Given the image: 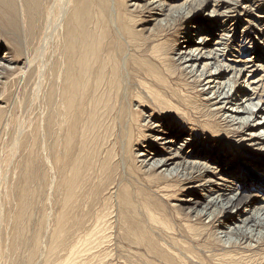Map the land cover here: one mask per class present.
Wrapping results in <instances>:
<instances>
[{"label": "bare ground", "instance_id": "1", "mask_svg": "<svg viewBox=\"0 0 264 264\" xmlns=\"http://www.w3.org/2000/svg\"><path fill=\"white\" fill-rule=\"evenodd\" d=\"M200 1L0 0V127L27 156L0 264H101L116 240L151 264H264V1ZM17 86L35 120L8 113Z\"/></svg>", "mask_w": 264, "mask_h": 264}, {"label": "rangeland", "instance_id": "2", "mask_svg": "<svg viewBox=\"0 0 264 264\" xmlns=\"http://www.w3.org/2000/svg\"><path fill=\"white\" fill-rule=\"evenodd\" d=\"M202 1V0H201ZM201 1L200 2H198V4L200 3L201 4ZM264 0H262V2H263ZM127 2H128V0H127ZM264 3V2H263ZM213 4H214V2H212V3H210V4H208V7L206 8V10L204 11V13L202 14L203 15V17L205 16V15H207L209 12H211L212 11V9H213ZM242 4H243V1H242ZM197 5V4H196ZM264 5V4H263ZM264 9V8H263ZM207 13V14H206ZM140 17H142V15H145V12H144V14H143V11L141 12L140 10H139V13H137ZM146 16H147V14H146ZM146 16H143V17H146ZM201 16V15H200ZM246 18V17H245ZM244 18V19H245ZM248 18V17H247ZM234 21H232V22H230V24H232ZM243 26H245V25H243ZM154 27V24H151L148 28H149V32L151 31V29ZM156 29V28H155ZM159 30V29H158ZM157 30V31H158ZM240 31H242L243 30V28H240L239 29ZM153 33V32H152ZM162 35V34H161ZM241 35V34H240ZM255 35V34H254ZM172 35L170 34L169 35V37L170 38H173V36L171 37ZM161 38V37H160ZM159 38V39H160ZM175 38V37H174ZM165 39V38H164ZM161 40V39H160ZM183 39H180V41H182ZM213 43V42H212ZM152 44H150L149 45V47H147L146 49L148 50H145L144 49V51L146 52H144L143 50L140 52V55H141V57L143 58V59H146V60H148V62H151L152 64H156V63H158V64H156L157 66H159V68H161V69H157V71H161L162 73L164 72V74H166L167 72H166V67L165 66H163V64L160 62V61H158V59H156L155 60V58H153L152 57V55H153V53L151 52L152 50H149V49H151V46ZM261 46V44H259V40L257 41L256 40V47H260ZM144 52V53H143ZM151 53V55H149ZM147 54V55H146ZM147 56H148V58H147ZM150 56V57H149ZM144 57H146V58H144ZM151 58V59H150ZM158 61V62H157ZM163 69V70H162ZM178 75V76H177ZM264 76V74L261 72L260 74H259V76L258 77H261V76ZM172 75H170L169 73H167L166 74V77H169L170 79H171V81L173 82V83H175V84H178V85H180L182 88H187L186 90H189V92L190 93H193V96H197L198 95V92H197V90H195V89H193L192 88V86L190 85V84H186V83H188V82H186L187 81V78H184L183 76H181L180 75V73H176V75H174V77L172 76ZM176 76V77H175ZM165 77V78H166ZM177 78V79H176ZM184 78V79H183ZM173 79V80H172ZM179 80H180V82H179ZM183 80V81H182ZM175 81V82H174ZM178 81V82H177ZM184 84H183V83ZM181 83V84H180ZM264 83V82H263ZM185 85H188V86H185ZM264 85V84H263ZM11 87V86H10ZM20 87V86H19ZM19 87L17 86L16 88L14 87V89H12V88H9L8 89V92L10 93V95H12L13 93V98L11 97H9V99H8V103H7V108H8V113L10 112V114H12L13 113V115H14V119L16 120H18V121H20V122H23V121H30L31 119H36V117H37V112H39V107H37V106H35L34 107V112H33V110H30L29 109V106H28V104L25 102V94H23V93H25V89H23V88H21V89H19ZM1 88V87H0ZM13 91V93H12V91ZM18 90H19V92H18ZM199 90V89H198ZM15 91H17V92H15ZM24 91V92H23ZM263 91H264V86H263V88H260V90H259V95L260 96H262L261 98L264 100V94H263ZM262 92V93H261ZM12 93V94H11ZM17 93H19V94H17ZM21 94V95H20ZM22 94H23V96H22ZM17 95V96H16ZM23 97V98H22ZM23 99H25V100H23ZM24 104H23V103ZM27 105V106H26ZM26 106V107H25ZM22 107H24V108H22ZM28 109V110H27ZM35 109H36V111H35ZM27 110V111H26ZM16 112V113H15ZM33 113V114H32ZM27 114V115H26ZM20 115V116H19ZM18 116V117H17ZM26 116V117H25ZM19 118V119H18ZM7 119V118H6ZM21 119V120H20ZM214 120H215V118H214ZM6 120H4L3 122H5ZM11 122H12V119L10 120ZM0 176L2 177V179L0 178V201L2 202H4L5 203V205H6V201H5V197H6V199H8L7 198V190H4V189H8V186L10 185V181H11V178H12V175H13V170H14V166L12 165L13 163H9L10 161H20V160H22L23 158H26L27 156H24L23 155V153L19 150H17V149H15L14 150V148L13 147H11V145H10V137H9V134L8 133H6L5 132V130L3 131V128L2 127H0ZM7 136V137H6ZM6 138V139H5ZM6 141V142H5ZM8 145H9V147H8ZM3 146V147H2ZM8 147V148H7ZM12 149H11V148ZM11 154H10V153ZM13 152V153H12ZM16 152L18 153L17 155L18 156H16ZM12 155V156H11ZM15 156H16V160L14 159L13 160V158H15ZM245 156V157H244ZM9 157V158H8ZM254 158V156L253 155H251V156H249V154H245V155H243V156H241V161L239 162V164H238V166L240 165V168L241 169H246L245 168V162L243 161V159H245V158H247V159H253ZM7 158V159H6ZM11 158V159H10ZM19 158H20V160H19ZM240 158V157H239ZM5 161V162H4ZM255 161V160H254ZM3 164H4V167H3ZM9 164L11 165L10 167H12V169L10 168V170H9V168H8V166H9ZM2 165V166H1ZM6 165H8V166H6ZM4 169V170H3ZM257 170V169H256ZM5 174V176H2V175H4ZM8 174V175H7ZM8 176V177H7ZM5 177V178H4ZM8 178H10V179H8ZM2 180H4V181H2ZM8 180V181H7ZM14 180H15V178H14ZM259 182H261V178H259V179H257ZM5 182H7L6 184L4 183V185H6V186H4L3 185V183ZM8 184V185H7ZM249 185V184H248ZM248 185H247V187H248ZM251 186V185H250ZM2 187V188H1ZM7 187V188H6ZM250 187H248V189H249ZM6 191V192H5ZM3 192V193H2ZM6 193V194H5ZM185 196H187V195H184V197L183 196H181L180 197V200H176V201H173V202H171L172 203V205H175L176 204V206L178 205H180V202L179 201H181V200H185L186 198H188V197H185ZM260 196V199L261 198H263L262 196H263V194H260L259 195ZM182 198V199H181ZM185 198V199H184ZM39 200H36V204H35V210L37 211H35L34 212V216H35V219H34V221H35V223H34V228L32 227V229H30V233H29V236L31 237V238H34L35 237V235L37 236V233H39V230H38V228H41V226L39 227V224H41V223H39L41 220H43V218H41L44 214V211H45V209H46V206H47V200H46V196H45V194L43 195V194H41L40 193V195H39V198H38ZM45 199V200H44ZM44 200V201H43ZM42 201H43V203H42ZM152 202H158L157 200H152ZM138 203H140V201L138 202ZM172 205H169V206H167V208H164L165 209V211H164V214L165 215H167L168 217H169V219H171L172 220V218L171 217H173V218H175V219H177V220H175L176 222H178V224L180 225V224H185L184 222H186V221H188V220H186L187 218H186V216L184 217V216H180V217H177V214H175V211H177L178 210V207H172ZM1 206L2 205H0V208H1ZM3 208H5L6 207V209H3V211H1L2 209H0V216H4V217H0V232L2 231H4V233L5 232H8V233H11V231H12V229H13V225L10 227L9 226V223H7V221H8V218L7 217H9V212H8V210L10 209L9 208V206L7 207V206H2ZM8 209V210H7ZM44 209V210H43ZM6 210V211H5ZM11 210H13V209H11ZM2 212V213H1ZM41 212H43V213H41ZM166 212V213H165ZM186 212H188V210H186ZM116 213H118L117 211H115V216H117V214ZM42 215V216H41ZM41 216V217H40ZM114 216V217H115ZM177 218H176V217ZM184 217V218H183ZM116 218V217H115ZM5 219L6 221H3V220ZM41 219V220H40ZM182 220H183V222H182ZM1 222H3V223H5L4 224V226L2 225L3 223H1ZM37 222H38V225H37ZM205 222H207V220H205ZM198 226V228H200L201 227V225H199V224H197ZM180 226H182V225H180ZM5 228L6 229V227H7V229L5 230V229H2V228ZM9 227V228H8ZM36 227V228H35ZM9 229V230H8ZM37 229V230H36ZM31 230H32V232H31ZM1 232V233H2ZM0 233V234H1ZM3 233V234H4ZM7 233H5L4 234V236L6 235ZM183 234V233H182ZM208 234V233H207ZM206 234V235H207ZM2 235V234H1ZM33 235H34V237H33ZM39 235V234H38ZM178 238H180L181 239V241H184V242H186L187 243V239H188V236H187V234L185 233V234H183V236H185V237H183L181 234H179L178 233V235H176ZM187 237V238H186ZM208 238H209V240H208ZM208 240V242H211L212 240L210 239V237H206L205 239H203V240ZM187 240V241H186ZM258 240H260L261 242H260V244H261V247H260V251L258 252L259 254H260V256L261 257H264V234H263V236L262 237H259L258 238ZM4 241H5V239H4ZM46 240L44 239V240H42V243H44ZM121 241V240H120ZM120 241H118V240H116V245H115V242H113L114 243V245H113V243H112V245L109 247V251H108V257H106L107 259L105 260V261H103L101 264H151L150 262H153V263H155V262H157L158 261V259L159 258H154V257H152V255L153 254H151V253H147V249L146 248H141L140 250H141V252L142 253H144V255L140 252V250L139 249H137V248H133V246H129V245H127L128 243H126V245L125 244H123L124 242H122V246H120L121 244H120ZM188 242H190V241H188ZM211 243H213V241L211 242ZM200 245V247L198 248V246H197V248H198V250L200 249V248H202L203 246H202V244L203 245H208L207 243L205 244V241H203L202 243H199ZM127 247V248H126ZM129 247H132V251H134V252H136L137 251V255L136 256H133V255H135V253L133 254L132 253V251H129V250H131V248H129ZM204 249V247L202 248V249H200V250H203ZM132 254H131V253ZM146 252V253H145ZM114 253V254H113ZM140 253V254H139ZM113 254V255H112ZM131 254V255H130ZM203 254V253H202ZM208 253H205V255H207ZM151 256V257H150ZM112 257V258H111ZM140 257V258H139ZM149 258H151V259H149ZM152 259H154V260H152ZM146 260L147 261H149V262H146ZM156 260V261H155ZM125 261V262H124ZM117 262V263H116ZM159 262V261H158ZM157 262V263H158ZM156 263V264H157ZM160 263V262H159ZM162 264V263H161Z\"/></svg>", "mask_w": 264, "mask_h": 264}]
</instances>
